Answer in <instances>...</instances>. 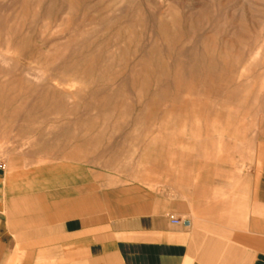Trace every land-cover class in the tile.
Returning <instances> with one entry per match:
<instances>
[{
    "label": "rangeland",
    "instance_id": "obj_1",
    "mask_svg": "<svg viewBox=\"0 0 264 264\" xmlns=\"http://www.w3.org/2000/svg\"><path fill=\"white\" fill-rule=\"evenodd\" d=\"M247 135L264 136V0H0V220L13 206L18 231L10 264L63 262L53 230L43 247L25 224L77 206L112 214L131 188L156 187L151 172Z\"/></svg>",
    "mask_w": 264,
    "mask_h": 264
},
{
    "label": "crops",
    "instance_id": "obj_2",
    "mask_svg": "<svg viewBox=\"0 0 264 264\" xmlns=\"http://www.w3.org/2000/svg\"><path fill=\"white\" fill-rule=\"evenodd\" d=\"M201 157L181 158L178 171L151 172L156 187L141 195L129 187L112 214L77 206L64 220H39L23 230L36 227L43 247L46 229L53 230L48 243L62 264H264V136L255 144L247 135L240 146L230 142ZM162 180L166 188L159 190ZM13 212L7 206L0 220L6 264L14 261L18 232ZM33 243L23 241L27 249Z\"/></svg>",
    "mask_w": 264,
    "mask_h": 264
},
{
    "label": "built area",
    "instance_id": "obj_3",
    "mask_svg": "<svg viewBox=\"0 0 264 264\" xmlns=\"http://www.w3.org/2000/svg\"><path fill=\"white\" fill-rule=\"evenodd\" d=\"M173 222H175V223H179L180 220H179V219H173Z\"/></svg>",
    "mask_w": 264,
    "mask_h": 264
}]
</instances>
